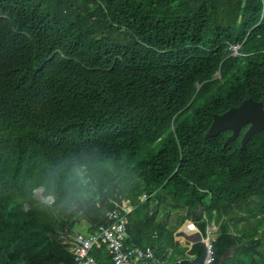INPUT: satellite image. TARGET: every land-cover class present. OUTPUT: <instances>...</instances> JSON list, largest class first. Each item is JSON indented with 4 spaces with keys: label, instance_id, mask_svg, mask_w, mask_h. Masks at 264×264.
<instances>
[{
    "label": "trees",
    "instance_id": "1",
    "mask_svg": "<svg viewBox=\"0 0 264 264\" xmlns=\"http://www.w3.org/2000/svg\"><path fill=\"white\" fill-rule=\"evenodd\" d=\"M249 98L264 0H0V264H73L65 231L96 233L121 197L126 244L159 264L202 255L175 241L188 220L217 227V264H264V130L206 137Z\"/></svg>",
    "mask_w": 264,
    "mask_h": 264
},
{
    "label": "built area",
    "instance_id": "2",
    "mask_svg": "<svg viewBox=\"0 0 264 264\" xmlns=\"http://www.w3.org/2000/svg\"><path fill=\"white\" fill-rule=\"evenodd\" d=\"M241 49L242 45H233L230 48L231 55L233 57L242 55ZM150 198V195L144 194L140 198V202L144 203ZM49 199H46L48 200L46 203H51ZM136 209L137 205L132 200L121 197L116 207L107 214L108 224L101 226L96 233L84 234L79 231H65L63 243L73 256V264H99L94 256V251L103 248L111 256L113 264H159L155 252L151 247L142 248L126 244L129 238L128 225L130 223V216ZM213 234V231L208 227L207 234L204 236L197 223L192 220H188L182 224L175 233L180 240H184L185 238L194 240L191 245L196 242H203L210 252L215 240Z\"/></svg>",
    "mask_w": 264,
    "mask_h": 264
},
{
    "label": "water",
    "instance_id": "3",
    "mask_svg": "<svg viewBox=\"0 0 264 264\" xmlns=\"http://www.w3.org/2000/svg\"><path fill=\"white\" fill-rule=\"evenodd\" d=\"M245 127H248V129L241 140L242 150H245L247 144L257 132L264 130V104L262 102H257L249 98L244 100L240 106L231 108L223 114L215 115L206 137H217L222 132L230 131L232 134L227 139V143H229L237 140ZM48 198L51 199L52 197ZM199 243L203 248L202 255L190 261L188 264H217L218 256L216 247L212 245L210 252L203 242ZM228 257H230V254L224 255L221 258V262H225Z\"/></svg>",
    "mask_w": 264,
    "mask_h": 264
},
{
    "label": "rangeland",
    "instance_id": "4",
    "mask_svg": "<svg viewBox=\"0 0 264 264\" xmlns=\"http://www.w3.org/2000/svg\"><path fill=\"white\" fill-rule=\"evenodd\" d=\"M38 197H41V194H42V192H41V190L40 191H38ZM44 202H46V201H48V200H46V199H42ZM49 201H51V203L53 202V198H51V199H49ZM172 203V202H171ZM181 209V208H180ZM178 210L177 209H173V208H166V209H161L160 210V218H166L168 215H172L173 216V218H175V216L177 215V217H179V212H177ZM177 219V218H176ZM176 225V223L174 222V223H171L170 224V226H172V227H174ZM78 229V228H77ZM80 229V228H79ZM179 228H177V230H178ZM176 230V231H177ZM210 230H212L213 231V237L215 238V232L217 231V227L215 226V225H211L210 226ZM77 231V230H76ZM79 232H81V233H84V234H86L87 232L86 231H84V230H82V229H80L79 230ZM182 239V238H181ZM193 241L194 240H191V239H189V238H185L184 240L182 239L181 240V243H189V244H191V243H193Z\"/></svg>",
    "mask_w": 264,
    "mask_h": 264
},
{
    "label": "crops",
    "instance_id": "5",
    "mask_svg": "<svg viewBox=\"0 0 264 264\" xmlns=\"http://www.w3.org/2000/svg\"><path fill=\"white\" fill-rule=\"evenodd\" d=\"M174 222L176 223L177 220H176V221H173V223H174ZM80 229L86 231L84 228H80ZM80 229H78V230H80ZM86 232H87V231H86ZM175 241H176V242H180L181 240L178 238V236L175 235Z\"/></svg>",
    "mask_w": 264,
    "mask_h": 264
}]
</instances>
